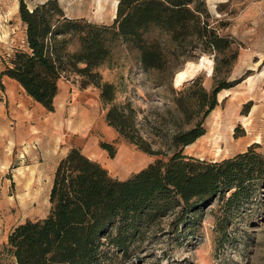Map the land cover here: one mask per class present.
Listing matches in <instances>:
<instances>
[{"label": "rangeland", "instance_id": "1", "mask_svg": "<svg viewBox=\"0 0 264 264\" xmlns=\"http://www.w3.org/2000/svg\"><path fill=\"white\" fill-rule=\"evenodd\" d=\"M19 1L0 0V70L15 50L26 48ZM23 1L32 8L45 0ZM57 2L69 17H83L97 24H112L116 14L115 0ZM204 2L209 26L232 41L234 54L214 58V53L200 48L192 53L174 49L175 54L168 55L170 63L162 72L146 71L135 49L117 41L108 59L97 68L101 81L115 87V99L110 104L101 100L100 90L93 83L83 87L84 77L70 68L59 79L66 86L65 99L59 107L54 105L53 111L46 110L25 95L18 83L3 76L0 247L15 225L48 213L53 173L66 148L84 150L119 179L165 157L147 154L121 137L105 119L112 104L129 103L135 111L139 133L152 149L168 156L169 137L188 127L182 124L174 100L193 79L179 87L172 84L174 73L187 61L197 62L202 56L212 61L211 75L202 69L194 77L207 92L220 79L236 83L217 94L218 104L203 123L205 133L185 146L183 154L214 162L244 152L253 144L254 150L264 156V0ZM145 36L149 40L158 38L166 52L173 49L163 31L150 28ZM70 46L74 49L75 42L71 41ZM5 89L16 96L15 102L3 95ZM101 143L112 146L113 156ZM228 195L229 192L225 196ZM225 214L219 198L202 207L192 227L178 225L174 230L175 214H169L149 228L130 258L114 264H264V173L251 184L248 199L227 212L229 221L225 230L219 231L217 222ZM4 263H10V259L5 258Z\"/></svg>", "mask_w": 264, "mask_h": 264}, {"label": "trees", "instance_id": "2", "mask_svg": "<svg viewBox=\"0 0 264 264\" xmlns=\"http://www.w3.org/2000/svg\"><path fill=\"white\" fill-rule=\"evenodd\" d=\"M18 13L25 25L26 48L15 50L0 70V89L7 76L48 111L54 110L58 81L68 68L84 77L83 87L93 83L99 88L104 103L114 101V85L102 82L97 68L117 41L135 49L146 71L164 70L174 49L192 53L200 48L214 53V58L234 54L232 41L209 26L204 0H117L110 25L69 17L57 0L32 8L20 0ZM150 28L163 31L173 49L166 52L158 38L147 39ZM189 80L174 100L182 124L188 127L169 137L168 156L152 149L139 133L129 103L112 104L105 114L107 123L143 152L165 157L119 179L80 148L70 147L55 167L48 213L10 230L0 247V264H6L5 258L10 259L7 264H114L130 258L149 228L163 217L175 214L174 230L178 225L192 227L195 215L216 198L226 209L217 222L219 231H224L227 212L248 199L251 184L264 173V156L253 144L214 162L183 154L185 146L205 133L203 123L218 104L217 94L236 83L220 79L207 92L198 78ZM101 146L113 156L110 144Z\"/></svg>", "mask_w": 264, "mask_h": 264}, {"label": "bare ground", "instance_id": "3", "mask_svg": "<svg viewBox=\"0 0 264 264\" xmlns=\"http://www.w3.org/2000/svg\"><path fill=\"white\" fill-rule=\"evenodd\" d=\"M115 3L117 4V0H115ZM202 69H205L207 71V75H211L212 61L210 59H207L205 56L200 57L197 62L187 61L182 68L175 72V86L179 87L183 85L184 83H186V81L195 77L196 74Z\"/></svg>", "mask_w": 264, "mask_h": 264}, {"label": "crops", "instance_id": "4", "mask_svg": "<svg viewBox=\"0 0 264 264\" xmlns=\"http://www.w3.org/2000/svg\"><path fill=\"white\" fill-rule=\"evenodd\" d=\"M9 80H11V81H15V80H13V79H10V78H8ZM16 82V81H15ZM17 83V82H16ZM19 85V84H18ZM20 86V85H19ZM21 87V86H20ZM68 88V87H67ZM66 90V86L64 85V83L60 80L59 81V83H58V92H57V94H56V96H55V98H54V105L57 107H59L61 104H62V102H63V100L65 99V96H66V94H65V91ZM21 91H24V89L21 87ZM3 95L5 96V97H7V99L8 100H10V101H14L15 102V99H16V96L12 93V92H10V90H8V89H5V91L3 92ZM25 95H27L26 94V92H25ZM28 96V95H27ZM28 97H30V96H28ZM74 97H77V96H74ZM80 127H82L81 125H80ZM67 151H68V148H66L65 149V151L63 152V154H62V156H64L66 153H67ZM82 153H84L86 156H88V157H90L89 156V153H87V152H85L84 150H82ZM91 158V157H90ZM94 160H95V158H93ZM51 187V186H50Z\"/></svg>", "mask_w": 264, "mask_h": 264}, {"label": "water", "instance_id": "5", "mask_svg": "<svg viewBox=\"0 0 264 264\" xmlns=\"http://www.w3.org/2000/svg\"><path fill=\"white\" fill-rule=\"evenodd\" d=\"M175 78H176V73L174 74V76H173V78H172V84H173L174 87H176V86H175Z\"/></svg>", "mask_w": 264, "mask_h": 264}]
</instances>
